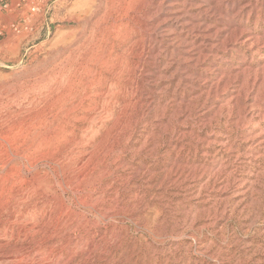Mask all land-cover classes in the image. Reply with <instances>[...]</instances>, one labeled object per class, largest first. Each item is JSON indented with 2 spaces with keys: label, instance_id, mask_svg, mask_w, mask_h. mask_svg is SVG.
<instances>
[{
  "label": "rangeland",
  "instance_id": "1",
  "mask_svg": "<svg viewBox=\"0 0 264 264\" xmlns=\"http://www.w3.org/2000/svg\"><path fill=\"white\" fill-rule=\"evenodd\" d=\"M245 1L228 19L216 12L227 1L178 0L168 23L194 25L151 42L140 92L94 122H84V0H56L29 35L0 2V160L20 155L0 164V187H13L0 220L21 234L0 240V255L57 247L47 261L7 264L60 254L61 264H264V0ZM101 194L97 210L127 217L84 227V199ZM12 214L44 224L12 225Z\"/></svg>",
  "mask_w": 264,
  "mask_h": 264
},
{
  "label": "bare ground",
  "instance_id": "2",
  "mask_svg": "<svg viewBox=\"0 0 264 264\" xmlns=\"http://www.w3.org/2000/svg\"><path fill=\"white\" fill-rule=\"evenodd\" d=\"M96 1H99L98 7L95 11H92L94 10L93 7L96 5ZM211 1L204 0V4ZM221 1H227V7H224L226 11L224 12L222 9L217 8L216 12L220 13V15L222 14V16L225 13L224 16L228 17V19L230 18V14L233 12L236 14L237 10L240 12L239 9H243L244 0ZM259 1L246 0L245 4L250 2L255 9L258 8L257 3ZM177 2L178 0H84V122L98 121L103 116L111 119L113 109L108 110V108L118 106L119 98L125 99L126 97H130V99H134L137 93L140 92V89L137 87L136 75L144 67V57L149 50L150 43L157 42L159 39L165 41L168 35L174 36L186 27L194 25L196 17L191 16L176 19L171 24L168 23L169 13L173 12L179 3ZM245 7L247 10L248 6L245 5ZM96 15L97 21L92 24ZM156 24L159 25L158 28H156ZM153 28H156L154 32H152ZM187 43V40H185L183 45ZM184 55H188V53L180 51L178 54V56L182 57ZM174 77L175 75L172 74L163 78L173 79ZM77 99V97H73L72 103L76 102ZM122 116V110H120L117 117L114 118L112 129L117 126ZM104 141L105 139L101 143ZM35 144L36 142L33 141L31 149L37 147ZM19 156L18 154H14L13 157L1 159V167L5 168L11 164L19 166L17 161L14 163L15 159L19 158ZM85 156L88 158V163H91L95 152L87 151ZM42 188L45 192L53 190V187ZM12 189L13 187H0V211H3L4 206L8 204V201H5L7 199L6 192ZM97 191L96 187L90 189L92 193H96ZM24 197H21V199H24ZM88 199H84V208L86 209V212H84V227H99L108 221H115L119 216L123 218L127 217L126 214L121 215L120 212L114 209L106 210L105 212L97 210V204L104 199L103 194L94 202ZM58 203L61 215L72 213L67 200L61 198ZM94 211L97 213L95 216H93ZM44 219V217H41L39 222H33L31 219L26 220L25 215H21L17 221L15 215L12 214L9 223L12 225H24L22 227L32 225L36 229L44 224ZM3 224L2 220H0V240H7L9 236L11 238L21 236L20 232L11 230L12 226L5 227ZM124 229L128 233L130 232L129 227H124ZM144 230L150 231L148 228H144ZM151 233L155 234L153 231ZM158 235H156V238H158ZM121 239L120 235H113L114 244L121 243ZM3 247L6 246L0 245V248ZM56 250L57 247L55 246L50 249L38 247L36 252H30L25 248L19 249L15 245L11 250L0 255V264L13 263L15 261L32 262L36 257L40 262H44L48 260L46 257L54 255ZM64 260H66L65 255L60 254L57 255L56 262L54 263L61 264ZM69 263L70 260H67L66 264Z\"/></svg>",
  "mask_w": 264,
  "mask_h": 264
},
{
  "label": "built area",
  "instance_id": "3",
  "mask_svg": "<svg viewBox=\"0 0 264 264\" xmlns=\"http://www.w3.org/2000/svg\"><path fill=\"white\" fill-rule=\"evenodd\" d=\"M1 10L14 13L18 21L11 25L16 34L33 32V26L37 18L49 17L54 9L56 0H0Z\"/></svg>",
  "mask_w": 264,
  "mask_h": 264
}]
</instances>
